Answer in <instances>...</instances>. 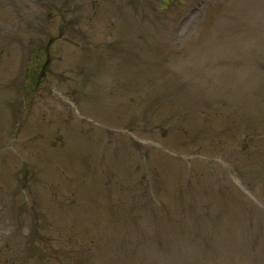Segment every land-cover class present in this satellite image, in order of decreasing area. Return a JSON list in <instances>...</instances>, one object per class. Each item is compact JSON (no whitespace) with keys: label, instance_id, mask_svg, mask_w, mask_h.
I'll return each mask as SVG.
<instances>
[{"label":"rangeland","instance_id":"obj_1","mask_svg":"<svg viewBox=\"0 0 264 264\" xmlns=\"http://www.w3.org/2000/svg\"><path fill=\"white\" fill-rule=\"evenodd\" d=\"M150 196L264 226V0H0V264H174Z\"/></svg>","mask_w":264,"mask_h":264},{"label":"trees","instance_id":"obj_2","mask_svg":"<svg viewBox=\"0 0 264 264\" xmlns=\"http://www.w3.org/2000/svg\"><path fill=\"white\" fill-rule=\"evenodd\" d=\"M143 184L148 190L150 182L146 174L143 177ZM143 201L147 203L146 205L158 203L159 210L155 209L157 211H153L149 218H158L161 221L166 219L171 223L169 232L173 233L172 235H163L165 231L150 229L152 226L150 227L148 224L144 229L146 237H149L148 240L157 242L158 252L164 260L168 257L166 249L169 245V255L175 257L174 264H264V226L254 227V224L249 223L247 226L236 228L206 229L200 226L190 229L181 225L183 221L181 219L192 218L201 221L205 220L204 217L194 213L168 214L161 212V207L166 203L158 196L154 200L151 199V196L143 197ZM180 205L184 204L180 203ZM143 220L144 217L140 214L138 221L143 222ZM210 220L214 221L213 217ZM168 236L170 240L165 241ZM201 246L203 247L201 251L194 250L200 249ZM204 258H208V262L204 261Z\"/></svg>","mask_w":264,"mask_h":264}]
</instances>
